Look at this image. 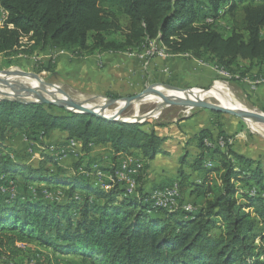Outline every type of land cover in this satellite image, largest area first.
Returning <instances> with one entry per match:
<instances>
[{"label":"trees","instance_id":"trees-1","mask_svg":"<svg viewBox=\"0 0 264 264\" xmlns=\"http://www.w3.org/2000/svg\"><path fill=\"white\" fill-rule=\"evenodd\" d=\"M238 3L245 4L239 8ZM0 6L7 13L0 25V59L39 58L59 51L79 58L111 52L141 55L155 42L168 55L199 60L208 56L231 72L241 60L264 64V0H0ZM225 7L234 18L229 37L211 24L196 26L202 19L218 18ZM237 11L242 13L239 20ZM40 63L36 67L56 71L51 60ZM146 126L164 125L114 122L53 104L0 100L1 140L19 131L41 134L51 143L53 135L61 133L66 141L80 142L84 152L95 145H110L115 155L139 151L148 169L165 139ZM197 143L200 154L191 163L192 170H202L217 157L220 165L205 170L203 186L212 198L194 217L183 211L190 215L187 219L155 207L142 183L136 188L147 178L146 173L139 176L140 162L131 166L138 171L133 191L139 195L121 197L125 192L119 186L99 190L82 176L65 175V168L55 173L47 166L23 167L1 156V172L21 175L25 184L40 192L43 183L66 187L69 200L65 205L0 200V258L18 257L23 252L20 244L36 242L62 255L83 257L89 264H264L262 253L250 242L256 221L246 211L254 209L264 219V198L252 197L236 185L264 188L260 161L230 148L208 147L204 138ZM181 161L185 165L187 157ZM213 174L218 175L216 180ZM72 209L79 212L78 218Z\"/></svg>","mask_w":264,"mask_h":264},{"label":"rangeland","instance_id":"rangeland-1","mask_svg":"<svg viewBox=\"0 0 264 264\" xmlns=\"http://www.w3.org/2000/svg\"><path fill=\"white\" fill-rule=\"evenodd\" d=\"M263 0H258L261 2ZM245 4V3H244ZM244 4L238 3V7H242ZM230 7H225V10L221 12L218 18H206L198 21L196 26H201L203 24H211L213 25L214 29L221 33L224 37H229L232 33L233 26H234V18L228 12ZM3 10V9H2ZM4 11V10H3ZM204 11L202 14L206 13ZM5 13V11H4ZM6 15V13H5ZM242 13L240 11L236 12V18L239 20L241 18ZM122 25L126 26V20L122 18L121 20ZM2 25V24H1ZM262 34L264 36V29L262 30ZM117 39L121 40V37L117 36ZM151 49H157L158 52H161L162 56L168 57L169 55L166 52V48L159 47V45L155 42L151 43ZM150 47L148 49H150ZM150 49V50H151ZM146 53V52H145ZM88 56V55H87ZM94 56L97 57V66L99 67H106V62H99L98 57H102V54H95ZM145 62L148 63L151 58L156 57L155 55L144 54ZM191 57L190 55H184ZM192 59V57H191ZM196 59V58H194ZM200 64H204L208 67H213L218 73L217 77L205 88H196L192 87L191 85H187L183 87L182 85H173V84H161L155 82V79L152 80L151 76L149 80L145 83L139 85H132V89H137L133 93H122V92H115L114 94L118 95V97H108L104 91L101 90H91V89H83L81 90L80 87L76 84V82L70 80L65 81L61 79L59 75H57V70L55 72H49L40 66L36 67V63L38 62V58L34 57H23L22 55H15L10 57H3L0 59V72H14V71H23L28 73L30 76L35 77L46 85L56 93L57 95L70 100L74 103L78 104H101L103 103L100 100L101 98H106L107 100L115 99V98H122V97H129L135 96L145 91L150 90L152 87L157 85H164L169 86L172 89H183V90H193L198 89L202 90H209L213 88L218 82L225 84L228 87L229 93L233 95L234 98L238 101L241 107L248 113V115H260L264 114V111L257 107L255 104L252 103L249 97L243 96V94H238L236 92L235 86L237 85L236 82H241L243 75H253L251 73L252 66L249 67V63L239 62L233 67V71H229L224 69L219 65L216 61L209 60L208 56L204 57L203 59H196ZM103 61V60H102ZM196 61V62H197ZM195 62V64H197ZM244 65H241L240 64ZM41 64V63H40ZM256 66H262L263 64ZM253 67L254 68H256ZM243 73V74H242ZM238 75V76H236ZM236 77H239L238 79ZM264 76H258L255 83L258 85L264 84ZM9 77L8 81L4 83V79L1 77L0 86L6 91L11 93L12 97H17L21 100L30 101L34 100V97L29 95H25L23 93L16 94V89H22L18 87L22 85L20 80L24 77L18 75V78ZM16 82H12L14 80ZM20 79V80H19ZM237 79V80H235ZM157 81V80H156ZM31 89L37 88L36 86L28 85L26 86ZM242 88V87H241ZM23 90V89H22ZM15 92V93H14ZM18 93V92H17ZM158 95H162L160 92H156ZM247 93V92H246ZM245 93V94H246ZM6 97L4 94L0 92V99ZM182 97H178L179 99ZM224 100V99H223ZM223 100L217 97H209L205 99V102L212 107H219L222 106ZM103 110V108H102ZM106 113L108 116L117 119L118 117L122 120L128 122H135L138 123H146L151 121H156V123L160 125H164L167 130L176 129L175 127H179L181 125H185V131L189 130L187 126L193 123V120L204 121L205 119H210V128L208 130H204L200 132L196 137H193L195 140L198 141L200 138H204L205 141L208 143L216 144L217 141L221 139L225 141V150L226 148L232 149L234 152L241 154L249 159L254 161H260L261 168L264 172V137L258 134L259 130L255 132L250 128L249 123L234 116L229 113L225 112H213L211 110L205 109L199 106L196 102H186V103H179V104H164L161 100H158L157 97L151 98L149 100H145L139 103V105L132 104L128 106H112L110 108H106ZM261 116V115H260ZM256 116V117H260ZM200 117V118H198ZM157 127L153 126H146L144 129L151 131L152 128L156 129ZM161 127V126H160ZM189 127V126H188ZM214 127V129H213ZM200 128V126H199ZM261 131H264V127H259ZM191 129V128H190ZM204 129V128H200ZM180 132L178 135H181V138L185 140L183 145L187 146L188 149L182 150V153L179 157L175 160L179 167L182 169V173L184 176H178L177 174L174 176L178 179V182H175L168 185L166 188L156 186L151 194L152 198L151 201L155 207L161 206L164 207V210L169 212H175V216L179 219H187L192 215H194L201 211L200 205L204 201L207 203L208 199L212 198L209 195L208 191L200 192L197 191L196 186L190 183H198L199 185L203 184L202 176L199 174H195L196 171L190 168L191 163L189 161H194V150L190 148L189 142H193L194 139L189 138V134H186L187 137L184 135V129L179 127ZM41 135V134H40ZM40 135H33L30 136L26 135L23 132H14L10 133L7 138L4 140L0 139V157L1 156H9L11 159L16 161L19 165L23 167H34L37 168L39 166H47L50 170L56 173L59 167L65 168L66 172L65 175L74 176L79 175L82 176L84 179L91 181L93 185L98 187L99 190L109 191L108 189L113 188L114 186H119L120 189H123L125 194H122L121 197H127L130 193L133 196H138L139 194L135 191H131L128 184H125L127 180L126 178H131L132 174L128 173L130 171H136L132 169L134 167V162L137 160L138 157H129L124 153H120L115 155H110L111 157L106 158L104 153L106 152L105 149H97L100 145L92 146L89 152H84L82 148V144L76 140H60L58 144L50 141H47L45 137ZM191 135V134H190ZM185 137V138H184ZM192 137V136H190ZM175 140H178L177 138ZM209 140V141H208ZM231 140V142H229ZM102 146V145H101ZM195 146V145H194ZM219 149V148H218ZM187 162L184 167H182V161L184 157H187ZM48 159H53V161L49 162ZM180 161V162H179ZM142 168L139 171V176L143 173L147 174L148 180H150L149 175L152 172L151 162L150 167L145 169L147 162H141ZM145 165V166H143ZM220 165L219 157L215 158L214 161L208 160L205 167L212 168L213 166ZM126 166V169L124 168ZM132 166V167H131ZM203 166V167H204ZM130 167V169H128ZM136 167V166H135ZM204 167V168H205ZM202 168V171L205 169ZM132 169V170H131ZM176 170V168H175ZM146 171V172H145ZM264 174V173H263ZM180 175V173H178ZM188 175H190L188 177ZM204 175H206L204 173ZM135 176L138 177V171H136ZM212 176V175H211ZM218 176V175H217ZM136 178V177H135ZM144 179V180H146ZM216 180V178H215ZM138 183V182H137ZM142 189L144 190V182H139L136 186L138 188L139 184H141ZM237 186L241 187L243 192H247L250 196H261L264 198V188L251 185L250 187L240 185V183H236ZM60 185H50L43 183V191H39L36 189L37 186L35 185H28L24 183L21 175H17L16 177L9 176L6 173L0 171V200L4 202H14L20 200L22 202L26 200H36L42 201L43 203H59L61 205H65L68 203L69 197L66 194L65 190L68 188L62 187ZM175 186V187H174ZM169 187L177 188L175 191L176 197L172 199V203H169L166 207L163 205H158L161 203L159 199H155V193L157 191H166L169 190ZM169 188V189H168ZM187 188V189H186ZM130 190V191H129ZM174 190V189H170ZM83 191V190H82ZM80 192V191H79ZM78 192V194H79ZM132 192V193H131ZM238 197H241L239 195ZM78 199V198H76ZM156 200V201H155ZM207 200V201H206ZM164 201H169L165 200ZM241 201H245L241 198ZM4 203V204H6ZM158 205V206H157ZM203 209V208H202ZM183 211L190 215L183 214ZM246 211L251 212L252 218L256 221V226L251 234L252 239L250 242L255 245L258 249V252L262 253L263 258L261 260L264 261V219L257 217L258 215L254 212V209L247 208ZM70 213L76 219L79 216V212L77 210L72 209ZM157 218L161 217L160 215L156 216ZM177 230V229H176ZM19 247L23 249V252L18 257L14 258H7L2 257L0 258V264H89L85 262L83 257H76L75 255H59L58 257L55 256L54 250L45 246H42L38 243L32 244H20ZM16 261V262H15Z\"/></svg>","mask_w":264,"mask_h":264},{"label":"crops","instance_id":"crops-1","mask_svg":"<svg viewBox=\"0 0 264 264\" xmlns=\"http://www.w3.org/2000/svg\"><path fill=\"white\" fill-rule=\"evenodd\" d=\"M5 16L7 17V13ZM4 21V13L3 10L0 9V25ZM144 57V53L141 55L112 52L104 53L102 54V59L103 62L104 60L106 62L105 69L104 67L101 68L97 66V57L94 55L86 56L85 58H79L73 56L69 52H48L40 56L38 61H41V64H43L48 63L51 60L52 63L55 64V70H57L56 74L65 81L72 80L76 82L81 90H101L105 93L122 92L130 94V92L133 93L137 90L132 89L130 86L139 85L138 87H140L143 82L145 83L151 78L152 80L155 79V82L161 84L169 83L173 85H182L183 87L191 85L192 87L196 88H205L218 75V72L214 70L213 67H208L202 63L200 64V62H198L192 56V59L189 56L185 57L182 55H169L168 57L164 58L156 56L151 58L148 63L145 62ZM195 62L197 64H195ZM240 62L247 64L249 63V67L252 66L251 73L253 75H243L241 82H236V92L240 95L243 94V96L249 97L253 104H255L257 107H260L264 111V84L258 85L255 83L258 76H264V64L262 66H256L252 65V63L249 61L241 60ZM244 63H241L240 66L244 65ZM255 66L256 68L253 69ZM236 78L238 79L239 77ZM198 121L193 120V123L189 124V127L187 126L189 130L186 131L185 125L180 124L179 127L184 129L185 137H187L186 134H189V138L194 139L193 137H196L200 132L210 128V119H205L204 121L200 122ZM199 126L200 128L204 129H200ZM179 127H175L176 129L167 130L166 127L162 126L156 129L157 135L165 139V141L162 145L161 152L153 161H151L152 172L149 176L150 180L146 179L143 186L146 193H151L156 186H164L163 188H166L168 185L170 186L171 184L178 182V179L176 177L174 178V176L176 174L177 177L180 176L178 173H180L182 169L176 164L178 161L175 159L180 156L182 150L188 149L187 146L183 145L185 140L181 138V135H178V132H180ZM176 138L178 140H175ZM61 139L66 140V136L61 133H55L53 135L52 141L58 144ZM189 145H191L189 149L192 148L194 150L193 159L195 161L200 154L197 140L194 139L193 142H189ZM99 148L106 150L103 155L106 158L111 157L110 155H113V149L110 145H100L97 149ZM124 154L133 158L138 157L137 160L144 162V164L146 162L139 151H133V154ZM194 161H189V163ZM137 167L140 168L139 165ZM207 168L208 167H205L204 169L206 170ZM130 172L131 171L129 170L128 173ZM204 173L205 171L202 170L195 172L196 175L199 174L201 176L203 174L202 182L206 178ZM189 176L190 175H188V177ZM211 178L217 179V174H213ZM190 183L193 184V186H196V189L199 191V193L202 191L203 193L207 191L203 184L199 185L198 183L191 181ZM202 202L203 203L200 205L201 210L206 206V203L204 201ZM54 254L56 257L61 255L58 252H54Z\"/></svg>","mask_w":264,"mask_h":264},{"label":"water","instance_id":"water-1","mask_svg":"<svg viewBox=\"0 0 264 264\" xmlns=\"http://www.w3.org/2000/svg\"><path fill=\"white\" fill-rule=\"evenodd\" d=\"M18 75H21V77H24L20 80V83L22 85H19L18 87L22 88V89H16V94H25V95H29L31 97H34V100H30V101H25V100H21L17 97H12L11 93L7 92V89H4L3 87L0 86V92L2 94H4L6 97H3L0 100H11V101H18L24 104H33V103H46V104H53L55 106H58L60 108H64L69 112H73V113H79V114H90V115H95L99 118L108 120V121H114V122H127V123H138V121L135 122H128L122 119L119 120H110L107 119L105 117H102L100 115H98L96 113V110L106 107V108H110L112 106H118L121 104H131V103H135V102H142L145 100H149L151 98H155L158 97L159 99H161L163 101L164 104H179V103H186V102H192V101H196V103L208 110H211L213 112H225V113H229L231 115H234L246 122H251L253 124H264V114H261L262 116L260 117H250L248 115H246L245 113H243L240 109L237 108H228L225 109L222 106L219 107H212L209 104H207L205 102L204 99L200 98V97H182L179 99H170L166 96L163 95H158L157 93L151 92V90L145 91L143 93H140L138 95L135 96H129V97H122V98H115V99H110L107 100L105 103H101V104H86V106L82 105V104H78V103H74L70 100H67L59 95H57L56 93H54L48 85H46L44 82H42L41 80L30 76L28 73L23 72V71H14V72H0V78H7L4 79L5 81H3L4 83H6L9 79V77H15L18 78ZM14 78V79H15ZM13 79V80H14ZM3 79H0V82ZM17 81V80H16ZM15 80L12 82H16ZM28 85H32V86H36L37 88L35 89H31L28 88L26 86ZM212 89V88H211ZM211 89L209 90H202V93H207L209 92ZM177 90V92H186V90L183 89H175ZM25 91V92H24ZM18 92V93H17ZM37 96H41L43 98L46 99H40L37 98ZM258 134L262 137H264V131H259Z\"/></svg>","mask_w":264,"mask_h":264},{"label":"bare ground","instance_id":"bare-ground-1","mask_svg":"<svg viewBox=\"0 0 264 264\" xmlns=\"http://www.w3.org/2000/svg\"><path fill=\"white\" fill-rule=\"evenodd\" d=\"M150 90H151V92H154V93L160 92V93H162L163 96H166V97H168L170 99H176L177 96L178 97H192V98H194V97H200V98H202L204 100L206 98H209V97L221 98L222 100L224 99L223 100V104H222V107L223 108H225V109H228V108H237V109H240L246 115H248V113L238 103V101L236 100V98H234L233 95L231 93H229L228 87L225 84L220 83V82H218L209 92H207L205 94L202 93V91H200L198 89L186 90V92H177V90L172 89L169 86H164V85H157L155 87H152ZM37 98L42 99L43 97L37 96ZM43 99H46V98H43ZM101 99H103V100H100L103 103H105L107 101L106 98H101ZM158 100H161V99L158 98ZM192 102H196V101H192ZM139 103L140 102H135V103H131V104H121V105H118V106H128V105H132V104L139 105ZM82 105L86 106L85 104H82ZM96 113L98 115H100L102 117H105L107 119H110V120H119L120 119L119 117L117 119H114V118L108 116V114L106 113V107H103V110H102V108L96 110ZM248 116H250V117H256V116H260V115H248ZM248 123H249L250 128H252V130H254L255 132H257L258 130L259 131L261 130L259 127H264V124H253L251 122H248ZM205 144L208 147H213L215 145H218L219 148H220V145L219 144H213L212 142L211 143H208L207 141H205ZM133 188H134V185H131L129 189L132 191ZM166 195L167 196H174V190H170L169 189V190H166V191H164V190L163 191H160V192L157 191L155 193V197L154 198L156 200L159 199L161 201V203L158 204V205H162V206L164 205L166 207L169 203H172L173 202L171 200H169V201L161 200ZM159 207H161V206H159ZM162 208H164V207H162Z\"/></svg>","mask_w":264,"mask_h":264},{"label":"built area","instance_id":"built-area-1","mask_svg":"<svg viewBox=\"0 0 264 264\" xmlns=\"http://www.w3.org/2000/svg\"><path fill=\"white\" fill-rule=\"evenodd\" d=\"M0 9L2 10V7L0 6ZM3 13H4V11H3ZM4 17H5V21L7 20V18H6V16H5V13H4ZM5 21L2 23V24H4L5 23ZM151 46V45H150ZM150 49H151V47H150ZM148 49L147 50V52L146 53H144L145 55L146 54H149V56L150 55H155V56H157V57H161V58H164V56H162V54H161V52H158V50L157 49ZM62 52H64V51H62ZM99 62L102 64V57L100 56L99 57ZM229 142H231V140H229ZM216 144H219L220 145V148H225V146H226V144H225V141L224 140H220V141H217V143ZM137 161V162H136ZM134 162H136V163H138V162H140L139 160H135ZM125 169H126V166L124 167ZM135 173H136V171H131V174H132V176H131V178H126L125 180H127V182L125 183V184H128V185H134V178L135 177H137V176H135ZM170 189H174V196H165V197H163V199H161V200H172V199H174L175 197H176V194H175V191L177 190V188H174V187H169ZM168 188V189H169Z\"/></svg>","mask_w":264,"mask_h":264}]
</instances>
